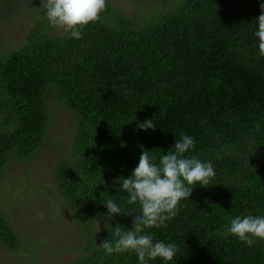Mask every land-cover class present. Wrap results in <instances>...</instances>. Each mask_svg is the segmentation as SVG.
<instances>
[{
	"label": "trees",
	"instance_id": "trees-1",
	"mask_svg": "<svg viewBox=\"0 0 264 264\" xmlns=\"http://www.w3.org/2000/svg\"><path fill=\"white\" fill-rule=\"evenodd\" d=\"M0 0V25L2 21ZM264 0H106L81 39L56 35L42 3L26 18L22 44L0 48V175L47 143L52 103L71 116L67 152L52 169L61 198L86 233L80 258L68 264H139L135 252L100 247L133 228L139 202L114 184L129 178L144 150L160 158L183 135L185 153L211 162V184H197L167 227L146 228L153 243H174V259L148 264H264V240L251 247L225 237L236 217L264 216V56L258 17ZM152 119L155 130L138 125ZM111 199L123 213L105 219ZM111 227L108 229L105 225ZM21 236L0 214V247Z\"/></svg>",
	"mask_w": 264,
	"mask_h": 264
},
{
	"label": "clouds",
	"instance_id": "clouds-1",
	"mask_svg": "<svg viewBox=\"0 0 264 264\" xmlns=\"http://www.w3.org/2000/svg\"><path fill=\"white\" fill-rule=\"evenodd\" d=\"M42 7L46 9V17L53 28L70 33L69 38L81 39L84 28L100 19V14L106 8V0H42ZM260 9L258 31L255 35L259 38V54L264 56V3L260 4ZM138 127L155 130L156 125L149 119ZM194 146V138L183 135L180 140H176L174 151L170 150L163 155L159 164L150 155V151L144 150L132 176L120 177L114 181V184L121 185L118 191L128 194V204L139 202L141 214L133 218L131 230L122 231L119 224L113 228L117 239L100 245L108 255L135 252L139 264H148V260L158 257L165 262L174 259L177 252L174 243H153V235L144 230L167 227L165 222L178 214L180 201L190 198L197 184L202 187L212 185L211 181L216 175L212 163L202 162L195 156H185ZM104 204L108 209L105 219L110 220L123 213L111 199ZM105 227L109 229L111 226L106 224ZM229 234L235 235L251 247L255 239L264 240V216L233 218L230 227L224 232L225 237Z\"/></svg>",
	"mask_w": 264,
	"mask_h": 264
},
{
	"label": "rangeland",
	"instance_id": "rangeland-1",
	"mask_svg": "<svg viewBox=\"0 0 264 264\" xmlns=\"http://www.w3.org/2000/svg\"><path fill=\"white\" fill-rule=\"evenodd\" d=\"M110 1L129 11L132 0ZM37 2L42 0H3L1 51L22 44L31 29L26 15ZM53 32L63 31L55 28ZM51 103L47 143L29 161H13L0 175V214L10 219L22 239L16 250L0 247V264H68L81 256L86 233L76 225L52 175L69 147L71 116L59 102Z\"/></svg>",
	"mask_w": 264,
	"mask_h": 264
}]
</instances>
